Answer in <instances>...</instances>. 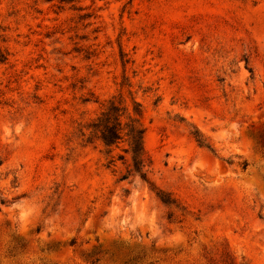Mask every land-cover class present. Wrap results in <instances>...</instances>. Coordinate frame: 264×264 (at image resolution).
<instances>
[{
	"label": "rangeland",
	"instance_id": "1",
	"mask_svg": "<svg viewBox=\"0 0 264 264\" xmlns=\"http://www.w3.org/2000/svg\"><path fill=\"white\" fill-rule=\"evenodd\" d=\"M110 100L177 208L82 142ZM254 133L264 0H0V264H264Z\"/></svg>",
	"mask_w": 264,
	"mask_h": 264
},
{
	"label": "trees",
	"instance_id": "2",
	"mask_svg": "<svg viewBox=\"0 0 264 264\" xmlns=\"http://www.w3.org/2000/svg\"><path fill=\"white\" fill-rule=\"evenodd\" d=\"M79 1L58 0L59 4H72L78 3ZM132 106V114L129 115L114 100H110L100 115L87 126L86 130L84 132L80 131L82 142L91 144L90 140L95 138V140L101 143L107 156L114 149H117L120 144H125L126 148L123 149V152L129 156V163L126 165L125 174L121 176L119 181H125L129 177H138L142 183L148 185L149 190L155 194V197L162 205L167 208H177L176 200L171 195L156 189L148 179L151 162L143 148L144 128L141 123L142 109L134 101L132 102ZM191 135L199 147L214 153L198 131L193 132ZM253 138L261 153L264 154V137L257 136L254 133ZM118 160L123 161L124 157L119 156ZM113 162V158H111L108 164L110 165ZM140 259L139 256H135L127 264H134Z\"/></svg>",
	"mask_w": 264,
	"mask_h": 264
}]
</instances>
